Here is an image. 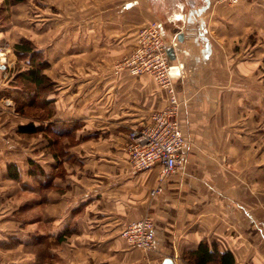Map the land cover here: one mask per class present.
Returning a JSON list of instances; mask_svg holds the SVG:
<instances>
[{
	"label": "crops",
	"instance_id": "crops-1",
	"mask_svg": "<svg viewBox=\"0 0 264 264\" xmlns=\"http://www.w3.org/2000/svg\"><path fill=\"white\" fill-rule=\"evenodd\" d=\"M33 6V26L2 39L12 47L29 40L44 55L53 88L38 97L52 103L50 110L29 106L44 113L40 119L11 103L0 110V151L9 145L6 132L26 143L24 156L0 155V229L13 233L0 242V264H193L184 253L204 239L230 251L236 264H264V2ZM155 20L174 50L170 76L186 138L183 164L160 181L158 166L133 171L125 144L130 128L147 123L167 93L148 74L113 66L136 46L141 26ZM6 55L1 86L7 74L13 79L28 68ZM27 91L29 101L35 87ZM31 122L37 131H17ZM9 163L19 168L17 179L8 176ZM147 214L154 246L145 251L120 231Z\"/></svg>",
	"mask_w": 264,
	"mask_h": 264
},
{
	"label": "built area",
	"instance_id": "built-area-1",
	"mask_svg": "<svg viewBox=\"0 0 264 264\" xmlns=\"http://www.w3.org/2000/svg\"><path fill=\"white\" fill-rule=\"evenodd\" d=\"M136 37V46L113 64L114 69L126 70L133 75L148 74L165 90L167 100L161 108L151 113L147 123L141 127L130 128L125 149L133 171L158 166L160 181L183 164L182 148L186 144V138L179 121L180 99L170 76L171 64L160 22L155 20L142 25ZM7 102L10 103L9 100ZM160 190L161 185H158L150 193L157 194ZM153 226L154 223L147 214L126 223L120 235L129 246L148 251L154 246Z\"/></svg>",
	"mask_w": 264,
	"mask_h": 264
},
{
	"label": "trees",
	"instance_id": "trees-1",
	"mask_svg": "<svg viewBox=\"0 0 264 264\" xmlns=\"http://www.w3.org/2000/svg\"><path fill=\"white\" fill-rule=\"evenodd\" d=\"M6 3L13 5V3H17L23 0H4ZM14 52L21 59L28 64V68L20 71L15 75L14 82L22 83L25 85V88L29 89L35 87V92L30 98L29 101H24L20 104V106L16 107L17 111L25 112L24 107H28L26 109L27 113L30 115H34L36 119H40L45 117L44 113L39 112H30L31 107H35L39 110L42 106L43 108H48L50 110V105L52 100L47 98H40L39 92L49 91L53 88V82L49 80V78L43 73V70L48 65L47 61L44 58V55L41 54L40 51L36 50L33 44L28 40L20 39L19 42L14 43L13 45ZM51 115V111L46 114V116ZM39 129L38 126L33 125V123H27L23 125H18L17 131L21 134L31 133V131H37ZM8 168V176L14 179L18 178L19 168L13 163H9L7 165ZM43 176V172L40 173ZM44 177V176H43ZM43 180V179H42ZM44 181V180H43ZM184 257L188 259L190 263L193 264H236L234 261V256L230 251H222L220 250L215 243L208 242L206 239L201 240L195 249H192L186 253H184Z\"/></svg>",
	"mask_w": 264,
	"mask_h": 264
},
{
	"label": "rangeland",
	"instance_id": "rangeland-1",
	"mask_svg": "<svg viewBox=\"0 0 264 264\" xmlns=\"http://www.w3.org/2000/svg\"><path fill=\"white\" fill-rule=\"evenodd\" d=\"M33 2L34 0H26L27 4L16 5L17 3L16 4L13 3V5H11L9 3H6L4 0H0V49H1L0 50V53H1L0 54V74L5 75L6 72L8 71L7 68L9 65H8V58L6 54H8V52L9 53L12 52L14 55H16V52H14V48L9 45V42L7 40L4 41L2 39V33L6 34L7 31L11 30V34L12 35L15 34L14 36L16 37L20 29L23 30V28L28 25L33 26V21H34L33 19H34V13H35L33 12V9H34ZM17 58L19 60L21 59L18 55H17ZM22 62L24 63V60ZM13 80L14 78L11 79L10 74H7L3 85L2 86L0 85V110H2V108L7 107L10 103L11 105L8 107H12L13 105V107L16 110L17 106H20L22 102L28 100L29 91H27V88H25V85L22 83L13 82ZM5 81H7V84H5ZM7 100H9L10 103H8ZM2 119H4L3 120L4 123H9V122L14 123L11 120V118L9 117L5 118L4 115H2ZM2 135H3L2 136L3 140H5L7 144L9 145H7L6 148L0 151L1 156L4 154V156H8V158H10V157H14V155L15 157L26 155L25 141L20 140L18 136L15 137L14 134L11 132H6ZM11 142L13 143L12 145L10 144ZM8 153H12V154H8ZM22 161H24V159ZM9 203L14 205V202L9 201ZM0 219L3 220L2 212L0 214ZM2 220H0V222ZM11 234H13L11 231L10 233H8L6 229H0V242L4 240L6 241V238L10 239L9 236Z\"/></svg>",
	"mask_w": 264,
	"mask_h": 264
},
{
	"label": "water",
	"instance_id": "water-1",
	"mask_svg": "<svg viewBox=\"0 0 264 264\" xmlns=\"http://www.w3.org/2000/svg\"><path fill=\"white\" fill-rule=\"evenodd\" d=\"M166 50H167V55H168L169 59L173 58L174 57L173 47L172 46H167ZM167 261H168V259H165V262H167Z\"/></svg>",
	"mask_w": 264,
	"mask_h": 264
}]
</instances>
